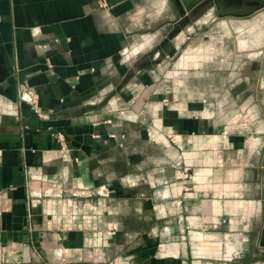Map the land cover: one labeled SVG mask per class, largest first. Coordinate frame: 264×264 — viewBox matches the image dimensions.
Wrapping results in <instances>:
<instances>
[{"label":"crops","instance_id":"obj_1","mask_svg":"<svg viewBox=\"0 0 264 264\" xmlns=\"http://www.w3.org/2000/svg\"><path fill=\"white\" fill-rule=\"evenodd\" d=\"M156 3L0 0V264H210L196 236L261 212L242 136L203 119L215 77L169 73L178 93L146 97ZM84 202L104 224L82 226Z\"/></svg>","mask_w":264,"mask_h":264},{"label":"rangeland","instance_id":"obj_2","mask_svg":"<svg viewBox=\"0 0 264 264\" xmlns=\"http://www.w3.org/2000/svg\"><path fill=\"white\" fill-rule=\"evenodd\" d=\"M155 1L157 6L146 12L155 24L145 33L158 35L160 40L137 59L150 79L146 97L160 95L167 101L178 93L181 81L169 82V73H199L186 84L198 81L207 86L211 84L208 76L213 75L214 91H207L201 100L206 108L203 119L210 123L211 134L225 139L242 136L241 153L234 154L233 161L247 164L241 170L248 187L242 190L248 196L244 200L261 198L258 215L247 216L244 208L236 209L230 212L241 215L224 221L227 230L218 227L204 234L205 238L195 234L205 247L199 250L210 264H264V0ZM170 52H178L177 58L170 60ZM159 68L160 76L153 78ZM143 125L154 140L152 122L145 119ZM82 210V226L104 224V218L88 215L86 202ZM169 235L177 237L178 233H163L167 239Z\"/></svg>","mask_w":264,"mask_h":264},{"label":"built area","instance_id":"obj_3","mask_svg":"<svg viewBox=\"0 0 264 264\" xmlns=\"http://www.w3.org/2000/svg\"><path fill=\"white\" fill-rule=\"evenodd\" d=\"M30 93H31V90L29 89L27 85H23V87H21V89L19 90V94L21 98L23 99H25V97L28 96Z\"/></svg>","mask_w":264,"mask_h":264}]
</instances>
